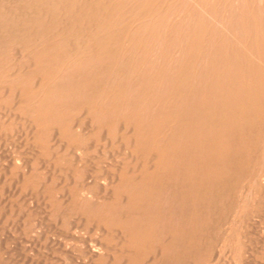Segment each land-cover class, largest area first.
I'll return each instance as SVG.
<instances>
[{
    "label": "bare ground",
    "instance_id": "obj_1",
    "mask_svg": "<svg viewBox=\"0 0 264 264\" xmlns=\"http://www.w3.org/2000/svg\"><path fill=\"white\" fill-rule=\"evenodd\" d=\"M255 2L0 0V178L64 264H264Z\"/></svg>",
    "mask_w": 264,
    "mask_h": 264
},
{
    "label": "rangeland",
    "instance_id": "obj_2",
    "mask_svg": "<svg viewBox=\"0 0 264 264\" xmlns=\"http://www.w3.org/2000/svg\"><path fill=\"white\" fill-rule=\"evenodd\" d=\"M256 2H255V4H254V12H255V16H256V18H257V27H258V31H259V33H260V36L262 37V38H264V0H255ZM260 2H262L261 4H260ZM257 3V4H256ZM259 4V5H258ZM258 16V17H257ZM260 25H259V24ZM260 30H262V32L260 31ZM262 129V128H261ZM253 131V130H252ZM261 132H264V131H261ZM8 145V144H7ZM3 146L2 148H1V144H0V152H3V153H0V155H2V156H5L4 154H6V157L8 156L7 154H9V152H11V149H13L14 147L13 146H11L12 145V143H9V145L8 146ZM5 147H9L8 149L10 150H7ZM11 147V148H10ZM18 148L19 147H17L16 148V146H15V148L14 149H17V150H14L15 151V153H18V151L20 152V153H18L19 155H23L24 154V151H22L21 149L20 150H18ZM2 150V151H1ZM7 151H9V152H7ZM96 159H98V158H96ZM95 159V161L98 163V162H100L101 160L100 159H98V160H96ZM97 163H95V164H97ZM99 164V163H98ZM97 171H99V170H97ZM0 185L2 186V187H4L5 185L4 184H6V186H7V181H3V179L2 178H0ZM4 182V183H3ZM0 186V187H1ZM5 186V188H4V193L6 194H4L2 191H3V188H0V192H2L3 193V195H0V201L1 200H4L3 202H0V207H2V209L4 210V211H6V212H8V214H6V220H5V226H7V227H5V232L3 233V235H4V237L3 236H1L2 235V232H1V230H0V241L1 240H3V243L2 242H0V252H1V254H2V252H4L2 255L0 254V258H2V259H0V261H2L3 260V262H0V264H2V263H4L5 262V264H46L47 263V261H48V259L49 260H51V258H52V261H48V264L49 263H53V261H54V263L53 264H64V262H63V260L61 259L62 258V255H61V258H60V254H62V252H63V249H62V243H63V240H64V237H62V236H64V234L62 235V231L61 230H59V229H56L58 232H60L61 234H59L58 236L56 235V233H57V231H55V228L53 227V226H51L50 225V223L48 222H46V219L44 218L43 219V226L42 227H40L41 229H39V230H37V233L36 234H30V233H28V231H26L25 229V226H23V222H22V218H20V217H18V210H16L17 212H15V209L14 208H16V207H14V205H13V203H15L16 204V197L15 196H13V197H10V195L11 194H9L8 193V190H7V188L8 187H6ZM1 189H2V191H1ZM10 192V191H9ZM4 197V198H2V197ZM7 196V197H6ZM6 197V198H5ZM12 198V199H11ZM14 198V199H13ZM7 199V200H6ZM13 200V201H12ZM263 202H262V201ZM8 203H7V202ZM12 201V202H11ZM4 202H5V204H4ZM33 202V201H32ZM35 202V201H34ZM40 201H38V203H39ZM1 203L2 204H4V206L3 205H1ZM11 203H12V208H13V210H14V212H13V210H12V208L10 209V211H11V213H10V211H9V209H8V207L9 206H11ZM41 203V202H40ZM39 203V204H40ZM259 203H260V205H259V207H258V210H257V212L256 213H254V215H253V217H252V220H250V224H252L253 225V230H251V232H253V233H251L252 235L254 234V230H255V234L252 236L251 234H250V244L252 245V249L254 248L255 249V251H257L259 248H260V246H261V248L258 250V255H256V253L257 252H255L254 251V249H253V251H254V255L256 256V257H258L257 259H259V260H262V261H264V253L263 252H261L262 251V249L264 250V241L262 240V239H264V196H263V198L262 199H260V201H259ZM8 204V205H7ZM33 204H34V207H35V204H36V202L35 203H32L31 205L33 206ZM7 205V206H6ZM41 205V204H40ZM5 207V208H4ZM7 207V208H6ZM16 209H18V208H16ZM8 210V211H7ZM5 212V213H6ZM13 212V213H12ZM40 212V211H39ZM11 215H10V214ZM14 213H16V214H14ZM13 214V215H12ZM10 215V216H9ZM39 215V214H38ZM9 216V218H7ZM259 218V219H258ZM7 219H9V221H7ZM15 219V220H14ZM253 219H255V220H253ZM12 220V222H10ZM17 220V221H16ZM258 220V221H257ZM14 221H16L17 223H16V226L18 227V229H16V226H15V222ZM260 221V222H259ZM19 222V223H18ZM10 223H12V224H10ZM44 223H46L45 224V226H44ZM257 225H256V224ZM19 224V225H18ZM255 224V225H254ZM259 225V226H258ZM20 226V227H19ZM49 226V227H48ZM257 226V227H256ZM261 226V227H260ZM44 227V228H43ZM50 228L51 227V229H53V230H51V229H48V228ZM258 227H259V229H258ZM22 228V229H21ZM257 228V229H256ZM43 229V230H42ZM44 229H46V230H49V231H44ZM9 230V233L7 232ZM41 230V231H40ZM26 231V232H25ZM50 231L52 232L51 234H50ZM262 231V232H261ZM14 232V233H13ZM17 232V233H16ZM45 232V233H44ZM49 234V235H46L47 237L45 238V234H47V233ZM84 232L85 231H82L81 232V236H82V234H84ZM91 231H87V233L85 232V236L84 237H86V234L87 235H89V233H90ZM7 233V234H6ZM39 233V234H38ZM42 233H43V235H42ZM55 233V234H54ZM258 233V234H257ZM262 235H261V234ZM58 234V233H57ZM5 235H7V236H5ZM35 235L37 236V239L39 238V236H40V238L37 240L36 239V237H35ZM39 235V236H38ZM51 235L52 236H54V238H52V239H50L49 237H51ZM261 235V237H262V239L260 238V240H258V238H259V236ZM14 236V237H13ZM16 236V237H15ZM49 236V237H48ZM90 236H92V237H94L93 236V234H92V232H91V234L89 235V237H87L86 239L87 240H89L90 238L92 239V237H90ZM255 236H256V238H255ZM57 237V238H56ZM7 238H9L8 240H13L14 242V244H12V242H9L7 239L5 240V239ZM22 238V239H21ZM33 238V239H32ZM41 238H42V240H41ZM89 238V239H88ZM252 238V239H251ZM21 239V240H20ZM27 239V240H26ZM30 241H29V240ZM43 239H46V241L45 240H43ZM59 239V240H58ZM60 239H61V241H60ZM5 240V241H4ZM38 242H37V241ZM40 240V241H39ZM56 240V241H55ZM57 240L59 241V242H57ZM7 241V243H5ZM259 241V242H258ZM48 242V243H47ZM53 242V243H52ZM255 242H257V243H255ZM21 243H23V244H21ZM44 243H46L45 245H44ZM60 243V244H59ZM3 244V245H2ZM6 244V245H5ZM10 244V245H9ZM16 244H19V245H16ZM52 244V245H51ZM6 247H5V246ZM11 245H12V247L14 246L15 247V249H14V247L13 248H11ZM27 245V246H26ZM55 245L57 246V247H55ZM59 245H61V247H60V249L62 250H60V249H58V247H59ZM18 246H20V247H18ZM54 247V248H52V247ZM4 249H3V248ZM7 247L9 248L8 250L9 251H6L7 250ZM18 247V248H17ZM23 247H24V249H23ZM255 247H257V248H255ZM54 249L55 250V254L56 253H58V254H54L53 255V252H54V250H51V249ZM55 248H57V249H55ZM21 249H23L24 250V252L22 251V253H21ZM6 251V252H5ZM29 251V252H28ZM51 252L50 254H49V252ZM58 251V252H57ZM11 253H13V254H11V256H10V254ZM27 253V254H26ZM52 254V255H51ZM25 255H26V257H25ZM41 255H42V257H43V255H45V257H43V259L41 258ZM46 255H47V257H46ZM50 255H51V258H50ZM8 256H10V257H8ZM38 256H40L39 258H37ZM55 256V257H54ZM30 257V258H29ZM36 257V258H35ZM56 257H57V259H56ZM59 257V258H58ZM12 258V259H11ZM32 258H34V259H32ZM40 258H41V260H40ZM47 259L46 261L44 260V259ZM25 259V260H24ZM59 259H61L62 261H60ZM10 260H14V262H10ZM33 262H32V261ZM40 260V261H39ZM44 261H45V263H44ZM27 262V263H26ZM29 262V263H28Z\"/></svg>",
    "mask_w": 264,
    "mask_h": 264
}]
</instances>
